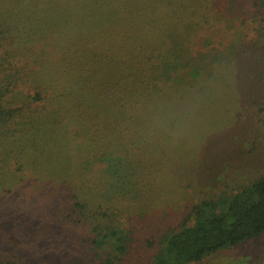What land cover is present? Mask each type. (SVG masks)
I'll return each mask as SVG.
<instances>
[{
	"label": "trees",
	"instance_id": "obj_1",
	"mask_svg": "<svg viewBox=\"0 0 264 264\" xmlns=\"http://www.w3.org/2000/svg\"><path fill=\"white\" fill-rule=\"evenodd\" d=\"M225 82L253 91L264 132V0H0V194L27 178L45 207L60 193L68 248L54 264H195L254 240L264 171L141 237L145 258L132 252L173 174L157 121ZM0 264L24 263L0 249Z\"/></svg>",
	"mask_w": 264,
	"mask_h": 264
},
{
	"label": "rangeland",
	"instance_id": "obj_2",
	"mask_svg": "<svg viewBox=\"0 0 264 264\" xmlns=\"http://www.w3.org/2000/svg\"><path fill=\"white\" fill-rule=\"evenodd\" d=\"M239 11L243 18L244 11ZM254 26L252 23L253 29ZM259 30H256L258 35ZM250 35L255 34L251 32ZM244 67L249 68L245 65L242 69ZM257 68L255 74L262 67ZM240 84L225 82L221 88H209L204 99L196 102L189 114L183 111L184 104L177 102L174 107L178 113L174 112L170 118L161 115L157 121V136L165 140L162 145L172 156L173 174L158 183L156 194L162 192L163 199L159 201L161 204L155 205H159L160 212L151 223L152 229L143 236H136V248L132 252L145 258L148 251L144 240L138 242L141 237L158 234V229L181 220L198 198L233 192L240 182L264 171V132L257 124L256 108L246 101L253 91ZM171 123H175V128ZM165 125L169 126L168 130ZM243 158L247 161L251 158L245 170L239 166ZM91 166L96 169L99 163H92L89 168ZM29 181L27 178L9 194H0V249H7L24 264H44L45 261L54 264L60 256H66L68 248L52 213L60 193L55 191L45 207L42 193L32 189L23 191ZM45 220L49 221L50 231L37 237L40 234L34 231L35 227ZM195 264H264V234Z\"/></svg>",
	"mask_w": 264,
	"mask_h": 264
}]
</instances>
